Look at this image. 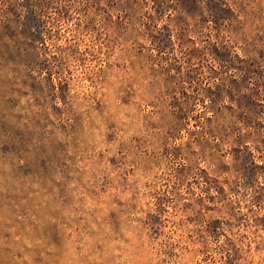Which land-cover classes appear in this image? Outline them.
Returning <instances> with one entry per match:
<instances>
[{"label": "rangeland", "instance_id": "1", "mask_svg": "<svg viewBox=\"0 0 264 264\" xmlns=\"http://www.w3.org/2000/svg\"><path fill=\"white\" fill-rule=\"evenodd\" d=\"M0 264H264V0H0Z\"/></svg>", "mask_w": 264, "mask_h": 264}]
</instances>
